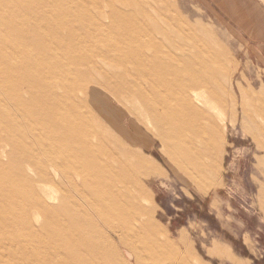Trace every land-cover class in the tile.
Here are the masks:
<instances>
[{"label": "rangeland", "instance_id": "374dc122", "mask_svg": "<svg viewBox=\"0 0 264 264\" xmlns=\"http://www.w3.org/2000/svg\"><path fill=\"white\" fill-rule=\"evenodd\" d=\"M106 13L114 22L100 27L96 17ZM132 27L139 31L125 37ZM90 28L110 39H95ZM124 49L146 50L149 67L171 82L163 88L181 104L185 136L158 131L142 104L121 103L111 88L99 86L92 98L157 169L130 194L142 204L130 213L146 220L132 237L141 250L131 255L110 224L117 261L264 264V0H0V264H71L63 245L74 233L72 188L63 177L46 180L36 160L28 165L24 126L34 118L38 135L42 77L47 86L84 77L75 54L105 52L117 64ZM176 141L188 152L176 153Z\"/></svg>", "mask_w": 264, "mask_h": 264}, {"label": "bare ground", "instance_id": "6f19581e", "mask_svg": "<svg viewBox=\"0 0 264 264\" xmlns=\"http://www.w3.org/2000/svg\"><path fill=\"white\" fill-rule=\"evenodd\" d=\"M96 18L100 27L103 26L104 20L114 22L111 13ZM134 30L139 31L132 27L124 36L128 38V33ZM102 31L98 33L90 28L89 33L95 39L107 43L110 37H107L108 34L105 33L107 31ZM124 50L116 52L119 58L117 64L112 63L105 52L75 54L80 58L77 62V74H83L84 77L71 76V79L66 77L63 80L60 77L58 83L49 86L45 85V79L41 80L44 78L42 77L38 83L42 92L39 102L45 107L36 116L41 123L37 128L38 135L34 136L31 132L35 128V124L32 123L34 118L28 120L24 126L26 135L23 142L24 159L28 161V165L36 160L46 180L55 181L63 177L62 184L66 187L70 185L72 188L70 194L76 200L74 233L72 237L66 235L63 245L69 251L64 259L71 264H120L117 261L120 256L119 250L112 245L114 239L112 229L115 228L119 230L117 231L120 232L121 238L123 235L124 242L121 240L123 244L132 245L133 251L126 249L131 255L141 250L132 237H137L141 230L139 227L142 229L146 227V220L142 213H130L132 208L142 206L139 198L130 195L133 194L131 189L134 184L139 183L140 177L148 180L157 172L156 166L147 164L145 157L137 151L132 140L127 141L124 133L100 116L92 101L97 92L104 91L99 86L114 90L115 98L123 104L130 100L142 104L151 119L156 122L158 131L176 138L185 136L184 124L179 126L180 120H184L185 117L178 109L181 104L171 99L167 89L163 88L169 86L171 82H163L164 77L160 76L161 73L149 67L148 61L151 57L148 56V61L144 58L146 50ZM66 56L64 55V58ZM124 58L127 59L123 60ZM144 68L147 72L141 73L140 70ZM104 77L114 84L109 85ZM147 84L151 86L147 87ZM29 92L34 94L33 91ZM100 119L112 127L114 134L103 128L105 126ZM36 142L42 143L43 146L36 148ZM173 146L178 154L187 151L183 142L176 141ZM42 192L48 196L45 189H42ZM32 195H35L34 191ZM30 215L28 211L24 217L31 220ZM111 223L114 227L112 229ZM156 223L154 222L153 227L155 231H159ZM32 232L34 237L30 244L39 252L42 246L37 244L36 232L34 230ZM155 241H158L156 237ZM44 248L48 251L47 247ZM49 251L52 252L50 249ZM126 260L120 259L121 264H129ZM136 264L150 263L147 258L142 257Z\"/></svg>", "mask_w": 264, "mask_h": 264}, {"label": "crops", "instance_id": "0c3cea01", "mask_svg": "<svg viewBox=\"0 0 264 264\" xmlns=\"http://www.w3.org/2000/svg\"><path fill=\"white\" fill-rule=\"evenodd\" d=\"M241 30H243V29H241ZM244 31V30H243Z\"/></svg>", "mask_w": 264, "mask_h": 264}]
</instances>
